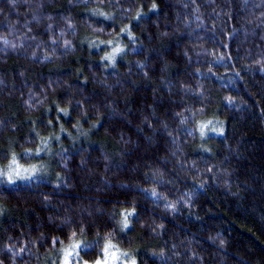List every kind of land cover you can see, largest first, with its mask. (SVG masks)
<instances>
[{
    "label": "trees",
    "instance_id": "trees-1",
    "mask_svg": "<svg viewBox=\"0 0 264 264\" xmlns=\"http://www.w3.org/2000/svg\"><path fill=\"white\" fill-rule=\"evenodd\" d=\"M45 145L0 264H264V0H0V164Z\"/></svg>",
    "mask_w": 264,
    "mask_h": 264
},
{
    "label": "rangeland",
    "instance_id": "rangeland-1",
    "mask_svg": "<svg viewBox=\"0 0 264 264\" xmlns=\"http://www.w3.org/2000/svg\"><path fill=\"white\" fill-rule=\"evenodd\" d=\"M114 56L118 53H113ZM52 149H50L49 146L45 145L43 150L39 151H31L26 150L23 152L22 156V163H18V159L15 157H10L9 162H7L6 165H2L5 163L0 164V178L5 181H22V180H28L35 176H40L42 174H48L49 168H48V161L44 159V153H51ZM15 154V153H14ZM41 157L40 160H35L33 157ZM33 159V160H32ZM29 160H32L31 163L26 162ZM6 168V170H4ZM12 170L11 173L7 172ZM17 173H19V176H17ZM23 177V178H21ZM125 226V223H124ZM84 240V239H83ZM81 243H86L88 246L90 243L87 241H81L74 243L66 244L58 251H55L52 255H50L48 258H46L43 262L40 264H65V255L66 253H72L68 256L67 264H97V261L100 262V264H132L133 261H135V264H137L136 260V252L135 248L133 247H122L117 242H111L107 241L105 245H103L101 254L94 259L93 261H88L80 258V251L81 247H74L75 245H79ZM110 245V247H108ZM106 247H108L107 252L105 251ZM115 253V256L112 254Z\"/></svg>",
    "mask_w": 264,
    "mask_h": 264
},
{
    "label": "snow or ice",
    "instance_id": "snow-or-ice-1",
    "mask_svg": "<svg viewBox=\"0 0 264 264\" xmlns=\"http://www.w3.org/2000/svg\"><path fill=\"white\" fill-rule=\"evenodd\" d=\"M123 31V30H122ZM109 43H111V41H109ZM122 51V49H120V48H116L115 50H114V53H119V52H121ZM113 57L110 55V56H108L107 57V59H109V60H111ZM201 134L203 135V131L201 132ZM17 176H19V173H17ZM21 178H23V177H21ZM155 195V194H154ZM125 226H127V220L125 221ZM81 247V248H86V247H88V245L86 244V243H81V244H79V245H75L74 247ZM108 247H110V245L108 246ZM108 247H106V249H105V251L107 252V250H108ZM72 253H66V255H65V264H67V259H68V256L69 255H71ZM113 256H115V253H113L112 254ZM97 264H100V262L99 261H97ZM132 264H135V261H133L132 262Z\"/></svg>",
    "mask_w": 264,
    "mask_h": 264
}]
</instances>
